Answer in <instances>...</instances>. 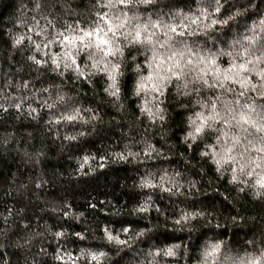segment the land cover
<instances>
[{
  "label": "trees",
  "instance_id": "obj_1",
  "mask_svg": "<svg viewBox=\"0 0 264 264\" xmlns=\"http://www.w3.org/2000/svg\"><path fill=\"white\" fill-rule=\"evenodd\" d=\"M255 2L264 10V0ZM36 3L0 0V94L30 98L25 104L39 109L35 119L26 111L0 112V242L5 245L0 264H201L212 245L222 240L227 241L224 264L250 262L264 248V205L254 202L250 193H237L227 178L218 181L207 160L198 163L196 146L189 155L180 140L187 113L172 102L174 97L168 103L172 115L165 135L150 129L146 118L136 119L144 100L133 94L140 83L131 62L124 75L117 76L122 95L116 104H125L121 112L103 90L111 83L105 74L90 75L87 68L81 74L74 68L61 77L51 70L54 65L38 67L27 59L34 48L29 41L13 47L25 32L37 43L44 39L34 28L37 22L46 24L43 15L54 17L56 29L64 31V19L75 22L90 15L96 0H57L54 11L45 6L39 12ZM251 3L241 0L239 6ZM172 5L173 11H195L197 0H169L166 7ZM228 7L222 15L228 14ZM255 15L250 12L249 20ZM56 29L48 27L47 35L57 41L51 53L60 54L64 44L55 37ZM132 54L135 50H128L129 58ZM36 56L47 59L41 52ZM85 62L81 55L79 65ZM137 62L143 65L144 58ZM26 81L29 87H17ZM43 88L49 92L40 91ZM62 94L73 98L66 101L69 105L93 109L101 121L50 123L53 113L42 108L43 100ZM81 131L87 134L81 136ZM149 145L162 154L143 160L125 155H143ZM202 165L206 173L200 171ZM176 173L181 174L177 179L186 185L195 182L196 188L186 187L185 195L173 196L148 186L171 183ZM189 212L205 216L175 223ZM28 240L31 245L16 246Z\"/></svg>",
  "mask_w": 264,
  "mask_h": 264
},
{
  "label": "clouds",
  "instance_id": "obj_2",
  "mask_svg": "<svg viewBox=\"0 0 264 264\" xmlns=\"http://www.w3.org/2000/svg\"><path fill=\"white\" fill-rule=\"evenodd\" d=\"M240 2L197 0L195 11L185 12L173 11L174 5L166 7L169 0H96L90 15L75 22L64 19L67 26L64 31L56 29L54 17L43 15L46 24L41 26L37 22L34 28H39V35L44 39L37 43L31 32H25L15 39L13 47L29 41L34 48L27 59L38 67L54 65L51 70L61 77L74 68H79L81 74H85L86 68L90 75L105 74L111 83L103 90L114 98V107L122 95L117 76L122 77L131 62L132 72L139 76L140 83L133 94L144 100L138 106L140 116L136 119L146 118L150 129H160L168 135L165 125L170 124L172 115L168 103L170 97H174L172 102L187 113L186 128L180 140L189 155L196 146L198 163L207 160L218 181L227 178L228 185L235 187L237 193H250L254 202L264 205V10L257 9L255 0L243 8ZM56 3L57 0H37L36 10L39 12L47 6L54 11ZM227 5H231L228 14L222 15ZM250 12L256 14L251 20ZM83 22H87V29ZM48 27L56 29L55 37L64 44L60 54L50 51L57 41L49 39ZM237 33L238 37L232 39ZM66 37L70 39L64 43ZM101 39L107 44H101ZM45 48L49 51L45 52ZM128 50H135L130 58ZM37 52L47 59H38ZM81 55L86 56L83 66L78 63ZM140 56L144 58L143 65L137 62ZM145 69L148 70L146 75ZM17 87L27 88L29 82ZM40 91L47 93L49 89ZM26 99L30 98L14 95L5 98L0 94V112L11 108L37 118L39 109L31 103L26 105ZM72 99L62 94L43 100L42 108L53 113L50 123L90 125L101 121V116L93 109H81L66 102ZM124 109L125 104L119 103L117 111ZM86 134L85 131L79 133ZM161 154L159 149L149 145L143 155L139 152L125 155L143 160L155 159ZM200 171L206 173L207 167L202 165ZM180 175L176 173L171 183L157 181L148 186L183 196L186 187L191 191L196 184L186 185L177 179ZM204 216L203 212H189L175 223H189ZM232 219L236 221L237 217ZM216 227L221 225L217 223ZM226 243L222 240L213 244L201 264H224ZM29 245L30 240L24 244L16 242L17 247ZM4 247L0 242V249ZM245 264H264V248Z\"/></svg>",
  "mask_w": 264,
  "mask_h": 264
},
{
  "label": "snow or ice",
  "instance_id": "obj_3",
  "mask_svg": "<svg viewBox=\"0 0 264 264\" xmlns=\"http://www.w3.org/2000/svg\"><path fill=\"white\" fill-rule=\"evenodd\" d=\"M65 39H70V38H67V37H66ZM100 43H101V44H107V41L101 39V40H100ZM109 238L111 239L112 237H109ZM167 254L172 255V254H173V253H172V250H169Z\"/></svg>",
  "mask_w": 264,
  "mask_h": 264
}]
</instances>
